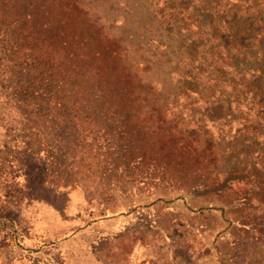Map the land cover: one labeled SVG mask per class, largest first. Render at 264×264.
<instances>
[{"label":"rangeland","instance_id":"obj_1","mask_svg":"<svg viewBox=\"0 0 264 264\" xmlns=\"http://www.w3.org/2000/svg\"><path fill=\"white\" fill-rule=\"evenodd\" d=\"M171 1L0 0V264H264L261 97Z\"/></svg>","mask_w":264,"mask_h":264},{"label":"trees","instance_id":"obj_2","mask_svg":"<svg viewBox=\"0 0 264 264\" xmlns=\"http://www.w3.org/2000/svg\"><path fill=\"white\" fill-rule=\"evenodd\" d=\"M183 1L172 0L168 9L181 12L193 9L190 13L198 12L197 18H203L204 15L211 17L210 21H206L211 32H201L199 25L193 23L197 28L194 32L196 36L194 42H197L195 47L204 48L201 51L202 57L194 56L193 58L197 63L200 60V64L210 59V63L207 64L209 67H216L219 60L222 67L230 70L228 74L234 75L237 79L235 86L243 88L244 96L250 92L251 84L255 83L250 93L255 95V98L258 93L261 97L258 106L264 107V11H262L264 4L260 2V6H256L254 2L259 3V0H199L197 9H194L193 4L186 5ZM238 14L249 16L242 26L238 25L233 31ZM190 15L195 16V14ZM189 79L192 80V77ZM60 87L57 83L53 84L50 81H45L42 85L29 81L25 91L31 94L15 100L9 99V109L13 108L20 114H26L28 108L31 109L30 112L40 113L43 110L51 111L73 106L72 98H68L65 94L58 95ZM255 114L258 117L260 111L258 110ZM23 144L26 149L31 150L26 143Z\"/></svg>","mask_w":264,"mask_h":264}]
</instances>
